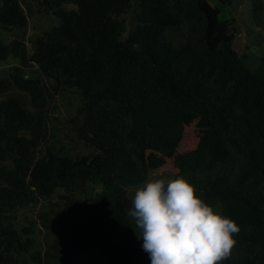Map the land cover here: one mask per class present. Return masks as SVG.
<instances>
[{
    "label": "trees",
    "instance_id": "trees-1",
    "mask_svg": "<svg viewBox=\"0 0 264 264\" xmlns=\"http://www.w3.org/2000/svg\"><path fill=\"white\" fill-rule=\"evenodd\" d=\"M133 2L139 9L126 33ZM42 5L58 24L30 50L0 41V62L13 56L21 64L0 79V264H71L91 249L104 264H151L126 197L146 180L149 150L171 158L175 178L183 175L240 227L221 264H264V58L253 71L244 66L220 9L207 0ZM28 17L22 0L0 1V30L24 31ZM173 32L184 38L173 44ZM28 65L38 74L25 75ZM51 88L80 93L75 132L88 154H41ZM9 92L17 95L3 96ZM191 118L205 126L193 149L177 152ZM90 183L100 188L85 207ZM37 205L43 211L21 219ZM38 225L45 238L58 232L44 248L34 237Z\"/></svg>",
    "mask_w": 264,
    "mask_h": 264
},
{
    "label": "rangeland",
    "instance_id": "rangeland-1",
    "mask_svg": "<svg viewBox=\"0 0 264 264\" xmlns=\"http://www.w3.org/2000/svg\"><path fill=\"white\" fill-rule=\"evenodd\" d=\"M1 1V0H0ZM25 10L29 17L27 27L24 31L18 30H0V41L10 43L14 40L21 42L28 50L36 37L42 35L45 31L58 24V19L52 14V11L42 5V0H22ZM212 6L220 9L218 16L219 22H226L228 32L232 33L233 48L244 66L250 70H255L260 61L264 58V0H231L229 5H222L219 0H207ZM258 1L263 6H258ZM67 5L66 8H71ZM138 6L133 2L131 11L125 17L126 33L134 28L135 18L138 13ZM184 35L182 32H173L171 42L176 44L182 40ZM16 66H21L18 58L8 56L4 61L0 62V79L8 75V73ZM24 73L27 76L37 75L36 66L28 65L24 67ZM49 84V83H48ZM55 86V85H52ZM52 98L48 105L47 118V142L41 146V154L46 149H52L59 154H66L72 158L80 157L88 154L90 149L78 138L75 132L77 124L76 118L80 117L79 110L81 108V95L77 90H60L54 94L50 89ZM17 95L16 92H9L3 96ZM205 126V121L201 119L191 118L184 122V135L177 149V152H183L193 149L198 140L200 129ZM146 159L149 164V171L144 183L154 178L174 179L176 168L173 166L171 158H165L151 150L146 151ZM143 183V184H144ZM131 186L126 189V197L132 201L137 188L143 186ZM100 186L96 183H90L86 194V199L82 198V206L87 207L95 204L97 201L96 194ZM60 191L50 199L51 203L58 198ZM49 201V200H47ZM41 203H44L41 200ZM215 210L220 212L219 208ZM43 211L42 205L28 208L21 211V219H25L36 215V212ZM25 223V222H23ZM39 229L34 232L39 248H44L47 241H52L56 236L57 230L51 232V237L45 238L44 232L40 225ZM104 257L100 256L95 249H91L84 254L74 256L71 264H104Z\"/></svg>",
    "mask_w": 264,
    "mask_h": 264
},
{
    "label": "clouds",
    "instance_id": "clouds-1",
    "mask_svg": "<svg viewBox=\"0 0 264 264\" xmlns=\"http://www.w3.org/2000/svg\"><path fill=\"white\" fill-rule=\"evenodd\" d=\"M128 216L151 264H221L240 227L196 195L183 175L154 178L136 189Z\"/></svg>",
    "mask_w": 264,
    "mask_h": 264
}]
</instances>
